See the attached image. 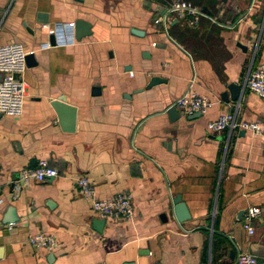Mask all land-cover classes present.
I'll use <instances>...</instances> for the list:
<instances>
[{
	"label": "crops",
	"instance_id": "1",
	"mask_svg": "<svg viewBox=\"0 0 264 264\" xmlns=\"http://www.w3.org/2000/svg\"><path fill=\"white\" fill-rule=\"evenodd\" d=\"M176 2L200 9L196 26L170 12ZM78 20L90 25L81 39ZM12 42L33 59L18 76L22 114L0 115V264H233L237 252L264 260V100L244 87L264 64V0H0V46ZM152 77L166 83L146 89ZM191 82L211 107L170 121ZM230 83L240 96L225 103ZM55 100L75 108L73 131L62 129ZM222 113L262 134L208 133ZM42 160L57 177L16 180ZM83 175L99 199L129 195L133 217L97 231L102 219L78 194ZM177 195L190 214L183 223L172 215ZM251 207L260 214L248 235L241 213ZM39 233L58 248L30 245Z\"/></svg>",
	"mask_w": 264,
	"mask_h": 264
},
{
	"label": "built area",
	"instance_id": "2",
	"mask_svg": "<svg viewBox=\"0 0 264 264\" xmlns=\"http://www.w3.org/2000/svg\"><path fill=\"white\" fill-rule=\"evenodd\" d=\"M170 12L186 16L189 26H196L202 13L200 9L188 2H176L170 7ZM7 14V11L5 15ZM27 53L20 43L12 42L0 46V115L6 117H19L24 109L26 87L18 76L26 70ZM130 75H132L130 73ZM183 93L174 103L179 114L191 116L194 114L205 115L212 105L206 96L198 95L191 90ZM244 87L260 99L264 100V64L260 63L250 68L244 80ZM224 130L250 132L261 135L262 128L259 124L247 121H237L235 115L220 114L215 120L207 124V131L216 134ZM264 149V144H263ZM58 176V171L48 165L47 161H39L36 168L22 169L18 172L16 180L19 183L42 182ZM78 194L87 200L95 216L102 220H130L134 215V207L129 195L120 193L106 199H99L95 187L87 176H79L76 180ZM260 214V210L251 207L246 210L243 219V229L248 235L254 234L253 222ZM29 243L36 249L52 253L58 248V243L53 236L42 233L29 238ZM233 264H264L255 255L249 252H237Z\"/></svg>",
	"mask_w": 264,
	"mask_h": 264
},
{
	"label": "water",
	"instance_id": "3",
	"mask_svg": "<svg viewBox=\"0 0 264 264\" xmlns=\"http://www.w3.org/2000/svg\"><path fill=\"white\" fill-rule=\"evenodd\" d=\"M167 12L166 9L160 10V15L163 16ZM42 23H45L42 21ZM90 25L82 20H78L75 23V31H76V38L81 39L85 36H88L90 34L89 31ZM132 33L135 35H142L143 33L141 31L132 30ZM241 49L244 50V47L239 45ZM33 59L32 54H28L26 56V64L28 65L29 62H31ZM1 78V76H0ZM166 83L165 79L159 78V77H152L149 81V83L146 85V89H150L153 86L164 84ZM240 89L241 87L235 83H230L227 85V90L223 93H221L220 98L225 103H229L230 101H238L240 96ZM51 106L54 108L58 120L60 122V125L62 129L66 132H71L74 130V124H75V108L66 104L62 100H55L51 103ZM167 113L169 115L170 121H174L179 119V113L175 107V105L170 106L167 109ZM200 114H194L191 115V118H199ZM240 134H244V131H241ZM246 211H242L241 214H244ZM172 215L176 219L178 223H183L187 221L190 218V214L188 209L186 208V205L181 201L180 196L177 195L173 199V207H172ZM96 230L100 231L101 228H103L105 221L104 220H96L95 222ZM233 256V252H230V257Z\"/></svg>",
	"mask_w": 264,
	"mask_h": 264
}]
</instances>
